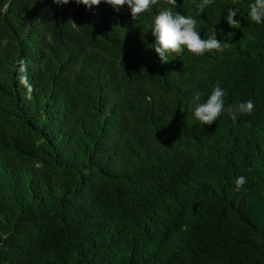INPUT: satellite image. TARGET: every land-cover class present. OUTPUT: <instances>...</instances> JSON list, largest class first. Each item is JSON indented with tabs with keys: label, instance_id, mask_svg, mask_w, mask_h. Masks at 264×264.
I'll use <instances>...</instances> for the list:
<instances>
[{
	"label": "trees",
	"instance_id": "trees-1",
	"mask_svg": "<svg viewBox=\"0 0 264 264\" xmlns=\"http://www.w3.org/2000/svg\"><path fill=\"white\" fill-rule=\"evenodd\" d=\"M176 2L133 20L0 0V264H264V23L253 0ZM165 9L224 51L162 63L148 46ZM217 84L252 113L196 121L194 92Z\"/></svg>",
	"mask_w": 264,
	"mask_h": 264
},
{
	"label": "clouds",
	"instance_id": "clouds-1",
	"mask_svg": "<svg viewBox=\"0 0 264 264\" xmlns=\"http://www.w3.org/2000/svg\"><path fill=\"white\" fill-rule=\"evenodd\" d=\"M52 2L62 6L68 4L70 0H52ZM74 2L77 5L83 4L88 9L98 7L101 3H104L116 12L127 6L132 19L137 20L141 14L149 11L153 5L157 4L158 0H74ZM167 3L177 6L176 0H167ZM213 3L214 0H201V3L197 5V14L204 13L205 8ZM248 7L249 20L258 25L264 23V0H253ZM239 11V8L228 9L226 21L230 27L235 28V25L240 23L239 20L234 19ZM196 28L197 21L194 18L181 15L179 12L174 13L170 9L161 10L155 16L151 26L150 31L154 37V42L148 47L154 49L162 63L168 62L169 54L174 53L176 56H180L185 49L195 56H203L205 53H222L224 51L223 44L216 38V35L201 39L200 32ZM3 43L5 46L7 45V38ZM19 63L21 72L19 80L28 89L26 98L31 99L32 87L28 84L26 75L23 74L25 73V62L21 60ZM226 95L225 90L217 84L207 100L201 103L202 93L199 91L194 92L192 97V103L195 105L192 113L194 119L202 125L210 126L225 112L228 113L233 122H236L238 116L251 114L254 110V103L251 99L226 107L224 101ZM248 171H251V169ZM246 182L247 178L245 176L238 177L235 181L237 190Z\"/></svg>",
	"mask_w": 264,
	"mask_h": 264
}]
</instances>
